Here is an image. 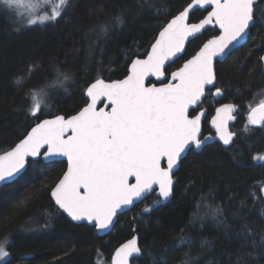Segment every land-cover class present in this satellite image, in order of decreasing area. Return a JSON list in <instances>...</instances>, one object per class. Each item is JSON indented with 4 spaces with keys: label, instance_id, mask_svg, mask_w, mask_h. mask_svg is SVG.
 I'll list each match as a JSON object with an SVG mask.
<instances>
[{
    "label": "trees",
    "instance_id": "16d2710c",
    "mask_svg": "<svg viewBox=\"0 0 264 264\" xmlns=\"http://www.w3.org/2000/svg\"><path fill=\"white\" fill-rule=\"evenodd\" d=\"M189 0H69L56 22L23 27L0 7V154L22 139L41 119L70 115L87 101L86 88L97 77L121 79L131 60L149 51L163 26ZM207 11L197 10L192 22ZM122 25L112 27L115 17ZM109 25L107 33L101 26ZM19 29V30H17ZM219 33L207 29L191 40L171 69L194 55ZM264 0L256 5L248 41L217 63L224 100L244 110L264 99ZM37 66L23 87L15 83ZM71 79L68 91L49 90L43 116L32 117L29 89L53 82L55 70ZM213 99L206 105L213 110ZM230 147L218 142L191 150L178 173L172 199L143 213L140 205L123 213L112 233L75 224L51 198L63 161L30 159L21 176L0 187V240H9L6 264H111L116 248L134 233L142 253L133 264H264V127L249 126L244 114ZM183 229V232H181ZM183 237L182 243L180 238Z\"/></svg>",
    "mask_w": 264,
    "mask_h": 264
},
{
    "label": "snow or ice",
    "instance_id": "6c2138e0",
    "mask_svg": "<svg viewBox=\"0 0 264 264\" xmlns=\"http://www.w3.org/2000/svg\"><path fill=\"white\" fill-rule=\"evenodd\" d=\"M68 4L69 0H0L3 11L23 27L56 22ZM207 6L212 7L203 19L190 22V13ZM253 20L254 0H189L162 27L145 58L131 60L125 78L106 82L97 77L86 88L85 106L67 117L57 114L52 119L40 120L14 148L0 155V182L14 178L30 157H66L67 170L51 196L73 220L86 221L106 231L118 212L158 188L156 199L142 210L151 212L172 196L173 169L182 154L192 148L200 149L213 139L201 135L204 112L198 106L206 87L216 84L215 58L230 51L246 35ZM123 23L122 17H115L112 27ZM206 26L218 27L219 34L203 43L166 79V64L178 58L189 37L195 38ZM108 31L109 25L101 26V32ZM35 70L37 66H29L16 78V85L23 87ZM149 77H156L160 86L146 84ZM70 79L57 69L53 82L29 89L25 93L30 99L29 115L43 116L48 108L45 98L49 90L67 92ZM214 94L222 95L221 89L216 87ZM102 101L106 102L98 107ZM248 108L243 133L250 130V125L264 124V99ZM236 110L235 104H224L216 109L211 120L225 146L231 145L236 136L228 128V122L236 119ZM253 159L264 161V154ZM180 240L184 242L183 237ZM8 244L7 237L0 240V262L10 256ZM140 251L134 236L115 250L112 264H129V259Z\"/></svg>",
    "mask_w": 264,
    "mask_h": 264
},
{
    "label": "water",
    "instance_id": "95a60500",
    "mask_svg": "<svg viewBox=\"0 0 264 264\" xmlns=\"http://www.w3.org/2000/svg\"><path fill=\"white\" fill-rule=\"evenodd\" d=\"M260 2V0H254V20H253V22L249 25V29L247 30V33H246V35L237 43V44H235V46H232L231 47V49H230V51H228V52H226V54L224 55V56H218V57H216L215 58V61H214V69H215V72H216V62L217 61H223V60H225L226 58H227V56L233 51V50H235L236 48H238V47H240V46H242V45H244L247 41H248V39H249V36H250V33H251V29H252V27L254 26V24H255V10H256V5L258 4ZM211 7L212 6H207L206 7V9H200V10H202V11H206V10H211ZM195 11H197V10H194V12ZM194 12H192V13H190V22H192L191 21V16H192V14L194 13ZM207 15V14H206ZM205 15V16H206ZM172 18H174V16L172 17ZM171 18V19H172ZM170 19V20H171ZM169 20V21H170ZM168 21V22H169ZM167 22V23H168ZM198 22V21H197ZM166 23V24H167ZM166 24H165V26H166ZM213 27H215V26H206V28L204 29V30H202V32L201 33H197L196 34V36H195V38L196 37H198L199 35H202L207 29H209V28H213ZM217 29H218V27H217ZM162 30V29H161ZM160 30V31H161ZM218 31H219V29H218ZM159 34V33H158ZM219 34V33H218ZM217 34V35H218ZM216 36V35H215ZM214 37V36H213ZM213 37H211V38H213ZM156 38H158V35H157V37ZM211 38H209V39H211ZM194 38L193 37H189V40L185 43V49H184V51L182 52V53H180V54H178V58H173V61L172 62H169L168 64H166V69H167V67H169L172 63H174V62H176L179 58H181L183 55H184V53L186 52V49H187V46H188V44H189V42L191 41V40H193ZM154 42H155V40H154ZM153 42V43H154ZM207 41H205V43H206ZM203 46V45H202ZM201 46V47H202ZM149 51H150V49H149ZM199 51V50H198ZM195 55V54H194ZM193 56V55H192ZM191 56V57H192ZM191 57H189L188 59H190ZM135 58H141V59H143V58H145V56H143V57H135ZM134 58V59H135ZM263 58H264V56H263ZM188 59H186L183 63H185ZM264 60V59H263ZM183 63H182V65H183ZM181 65V66H182ZM180 66V67H181ZM129 67H130V65H129ZM178 69V68H177ZM176 69V70H177ZM175 70V71H176ZM168 77V74L166 73V78ZM125 78V77H124ZM123 79V78H122ZM106 82H111V81H114V80H107V79H104ZM115 80H120V79H115ZM151 81H154L155 82V84L156 83H159V81L156 79V77H149L148 78V81H146V84H148L149 82H151ZM95 82V81H94ZM90 86V85H89ZM157 86H160V83L157 85ZM215 86V85H214ZM214 86H208V87H206V90H205V96L204 97H202V99H201V102H200V104H199V106H201V104H202V102H203V100H204V98L206 97V95H207V89L208 88H212V87H214ZM221 96V95H220ZM220 96H217V97H220ZM105 103L106 101H102L101 103ZM226 104H228V103H226ZM101 105V104H100ZM100 105H98V107L100 106ZM224 104H222V105H220L218 108H220V107H222ZM198 106V107H199ZM237 106V105H236ZM237 110H238V106H237ZM237 110L233 113V115L236 117V114H237ZM191 111V110H190ZM201 111H203L204 112V116L202 117V119H201V135L203 134V123H204V120H205V118H206V115H207V111H208V109L207 108H205V109H202ZM60 115H63V114H60ZM70 115H73V114H70ZM215 115H216V110H215V114L212 116V118H211V120L213 119V117H215ZM66 117L67 116H69V115H65ZM52 118H54V116H51V117H46V118H43V119H52ZM42 120V119H41ZM235 120H232V121H229L228 122V128H229V131H231V128H230V126H231V123H233ZM40 122V121H39ZM39 122H37V123H39ZM36 125V124H35ZM34 125V126H35ZM264 124H262V125H256V127H259V128H261L262 126H263ZM33 126V127H34ZM212 126V125H211ZM212 129H213V131L215 132V128L212 126ZM31 131V129L28 131V133ZM233 132V131H232ZM209 136H211V135H209ZM26 137V135L23 137V138H25ZM211 137H213V139H210V140H208V141H206L205 142V144L204 145H202V147L200 148V149H196L197 151H201L202 149H203V147L205 146V145H207V144H211V143H214V142H216V141H219L221 144H223L222 143V141H220L219 140V137L216 135V132H215V135L214 136H211ZM237 137V134H236V136L234 137V139ZM22 138V139H23ZM22 139H20L16 144H18ZM234 139H233V142H234ZM15 144V145H16ZM233 144V143H232ZM231 144V145H232ZM15 145L14 146H12L11 148H9L8 150H6V151H10L12 148H14L15 147ZM231 145H227V146H225V147H230ZM6 151H4V152H2L0 155H2V154H4ZM188 151L189 150H186V152L184 153V154H182V157H181V159L178 161V164H177V166L173 169V174L175 173V172H177V170L179 169V167H180V162H181V160L187 155V153H188ZM46 162H52V161H66L67 162V158L66 157H53V158H44L43 156H41ZM40 157H36V158H32V157H30L29 158V160L30 159H34V160H36V159H39ZM28 165V164H27ZM27 165L25 166V168L24 169H22L19 173H17L16 174V176L14 177V178H12V179H10L8 182H0V187H2L3 185H5V184H8V183H11V182H13L15 179H17L19 176H21V174H23V172H25V170H26V168H27ZM173 174H172V178H173ZM63 177V176H62ZM134 182V178H131L130 179V183H133ZM175 183H176V178H173V189H174V186H175ZM55 187V186H54ZM158 189V188H157ZM173 194H174V191H173V193H172V196L168 199V200H170V199H172V197H173ZM262 194H263V197H264V184H263V186H262ZM149 195V194H148ZM147 195V196H148ZM146 196V197H147ZM53 198V197H52ZM53 200H54V202H55V198H53ZM167 200V201H168ZM167 201H164V202H162L161 204H163V203H165V202H167ZM141 201H139V202H135L134 203V205L133 206H131V207H129V208H126V209H123V210H121L120 212H118L117 213V216L114 218V220H113V225L110 227V229H108V230H106V231H100V230H98V229H96L97 230V234L99 235V236H107V235H109L111 232H113V229L115 228V225H116V223L118 222V218H119V216L120 215H122L123 213H125V212H127V211H129V210H131L135 205H137L138 203H140ZM161 204H159V205H161ZM159 205H157V206H159ZM58 206V205H57ZM157 206H155L153 209H155ZM59 207V206H58ZM62 210V209H61ZM63 211V210H62ZM64 212V211H63ZM66 215H67V217L70 219V220H72L73 222H75V223H77V224H87V225H89V226H92L93 227V225L92 224H89L88 222H86V221H75V220H73L70 216H68V214L66 213V212H64ZM146 213H149V212H146ZM136 237L137 238V243H138V246H139V248H140V250H141V247H140V236H139V234L138 233H135L131 238H129V239H127L126 241H124L123 243H121L116 249H118L122 244H124V243H126L128 240H130V239H132L133 237ZM114 253H115V251H114ZM114 253H113V255H112V257H111V264H112V259H113V257H114ZM141 253H142V250L140 251V253L139 254H134V256L133 257H131L130 259H129V264H133V260L135 259V258H137V257H139L140 255H141Z\"/></svg>",
    "mask_w": 264,
    "mask_h": 264
},
{
    "label": "flooded vegetation",
    "instance_id": "af4514ba",
    "mask_svg": "<svg viewBox=\"0 0 264 264\" xmlns=\"http://www.w3.org/2000/svg\"><path fill=\"white\" fill-rule=\"evenodd\" d=\"M207 41V40H206ZM239 48V47H238ZM237 49V48H236ZM235 49V50H236ZM234 51V50H233ZM232 51V52H233ZM231 52V53H232ZM230 55V54H229ZM228 55V56H229ZM227 56V57H228ZM263 56H264V54H263ZM224 61V60H223ZM264 61V60H263ZM184 62V61H183ZM218 62H220V61H217L216 62V77H217V79H216V84H215V86L214 87H212V88H208L207 89V95H206V97L204 98V100H203V102H202V104H201V106H199L198 108H199V110H202V109H205V108H207L208 109V111H207V115H206V118H205V120H204V123H203V134H202V136H209V135H211V136H214L215 135V132L213 131V129H212V126H211V118H212V116L215 114V110L220 106V105H222V104H226V103H232V104H235V105H237L238 106V110H237V114H236V119H235V121L233 122V123H231V126H230V128H231V131H233V132H235L236 134H237V136H238V132H237V125H236V123H237V121L239 120V117L242 115V114H244V124H246L247 123V114H248V111H249V108L247 109V110H244L243 108H242V105L241 104H239V103H236L235 101H231V100H224V90L219 86V84H218V71H217V63ZM182 65V64H181ZM180 65V66H181ZM180 66H178V67H176V68H174V69H171L170 68V66L169 67H167V69H166V73L168 74V77L167 78H169L170 77V73L172 72V71H175L177 68H179ZM124 78V77H123ZM166 78V79H167ZM122 79V78H121ZM115 80V79H114ZM151 83H155L154 81H151V82H149L148 84H151ZM157 85L159 84V83H156ZM216 87H219L220 89H221V91H222V95L220 96V97H217L214 93H215V88ZM209 89H211V91H209ZM208 98H212L213 99V105H214V108H213V110H210V108L206 105V100L208 99ZM87 102V101H86ZM104 103V102H103ZM103 103H101V105L99 106V107H101V106H103ZM86 104V103H85ZM85 104L83 105V106H85ZM82 106V107H83ZM81 107V108H82ZM80 109V108H79ZM78 109V110H79ZM77 110V111H78ZM77 111H75L74 113H72V114H75ZM253 127H256V126H253ZM264 127V125L261 127V128H263ZM256 128H259V127H256ZM237 138V137H236ZM235 138V139H236ZM234 139V140H235ZM216 142H218V143H220L219 141H216ZM215 143V142H214ZM211 144H213V143H211ZM221 144V143H220ZM207 145H209V144H207ZM207 145H205L204 147H203V149L207 146ZM221 145H223V144H221ZM224 146V145H223ZM202 149V150H203ZM191 150H194V151H196V152H200V151H197L195 148H192ZM191 150H189L188 151V153L191 151ZM201 150V151H202ZM188 153H187V155H188ZM187 155L181 160V162H180V167H179V169L177 170V172H175L174 174H173V178H176V183H177V180H178V173H179V170H180V168H181V166H182V163H183V161H184V159L187 157ZM64 162V169H63V171H61V174L59 175V177H58V180H57V182L56 183H58L59 182V180L62 178V176H63V174H64V172H66V170H67V162L66 161H63ZM176 183H175V186H176ZM55 186V185H54ZM175 186H174V189H173V191L175 190ZM54 188V187H53ZM52 191V190H51ZM158 191V189H156V191H154L153 193H151V194H149L145 199H143L140 203H138L137 205H140V207H141V211L144 209V207L146 206V205H151L152 204V201L154 200V199H156V192ZM51 198H52V196H51ZM52 201H53V203H54V206L56 207V210H58L62 215H64V216H66V218L68 219V220H70L68 217H67V215L61 210V209H59V207L56 205V203L54 202V200H53V198H52ZM136 205V206H137ZM130 211V210H129ZM143 213H146V212H144V211H142ZM150 213V212H149ZM121 216V215H120ZM72 223H75V222H73L72 220H70ZM75 224H77V223H75ZM87 225V224H86ZM89 226V225H88ZM92 227V226H91ZM95 230H96V228H95ZM114 230V229H113ZM96 233H97V230H96ZM112 233V232H111ZM135 234V233H134ZM108 236V235H107ZM133 236V235H132ZM131 236V237H132ZM130 237V238H131ZM129 239V238H128Z\"/></svg>",
    "mask_w": 264,
    "mask_h": 264
},
{
    "label": "rangeland",
    "instance_id": "374dc122",
    "mask_svg": "<svg viewBox=\"0 0 264 264\" xmlns=\"http://www.w3.org/2000/svg\"><path fill=\"white\" fill-rule=\"evenodd\" d=\"M9 257H10V256H9ZM9 257L5 258V261L0 262V264H6V263L8 262V260H9Z\"/></svg>",
    "mask_w": 264,
    "mask_h": 264
},
{
    "label": "bare ground",
    "instance_id": "6f19581e",
    "mask_svg": "<svg viewBox=\"0 0 264 264\" xmlns=\"http://www.w3.org/2000/svg\"><path fill=\"white\" fill-rule=\"evenodd\" d=\"M16 180V179H15Z\"/></svg>",
    "mask_w": 264,
    "mask_h": 264
}]
</instances>
